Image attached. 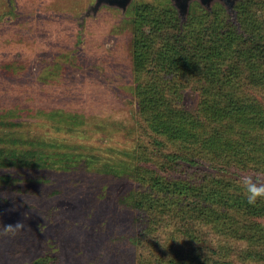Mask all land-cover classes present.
I'll return each mask as SVG.
<instances>
[{"label": "rangeland", "instance_id": "374dc122", "mask_svg": "<svg viewBox=\"0 0 264 264\" xmlns=\"http://www.w3.org/2000/svg\"><path fill=\"white\" fill-rule=\"evenodd\" d=\"M95 3L0 0V226L25 223L0 236V264H162L185 242L167 229L157 242L136 239L142 226L131 204L140 188L136 148L150 140L139 121L134 44L151 27L138 7L176 6L133 0L126 12L109 5L94 12ZM183 93L185 106L199 109V93ZM26 148L34 149L31 166L4 162ZM181 227L178 218L171 230ZM226 241L239 264H263L242 258L247 241Z\"/></svg>", "mask_w": 264, "mask_h": 264}, {"label": "trees", "instance_id": "16d2710c", "mask_svg": "<svg viewBox=\"0 0 264 264\" xmlns=\"http://www.w3.org/2000/svg\"><path fill=\"white\" fill-rule=\"evenodd\" d=\"M138 8L151 27L134 44L139 121L150 140L132 166L140 188L131 204L142 226L135 238L157 242L167 229L185 241L162 264H239L227 254L228 236L248 242L246 262L264 264V199L249 205L241 178L207 168L264 174V0H237L236 17L221 5L193 4L186 20L176 7ZM188 87L199 109L185 106ZM33 150L4 162L31 166Z\"/></svg>", "mask_w": 264, "mask_h": 264}, {"label": "clouds", "instance_id": "9594fccd", "mask_svg": "<svg viewBox=\"0 0 264 264\" xmlns=\"http://www.w3.org/2000/svg\"><path fill=\"white\" fill-rule=\"evenodd\" d=\"M241 183L245 189L247 203L255 206L259 199H264V180L259 176L253 178V175H243ZM25 228L23 220H18L14 224H4L0 226V236L16 235Z\"/></svg>", "mask_w": 264, "mask_h": 264}, {"label": "water", "instance_id": "95a60500", "mask_svg": "<svg viewBox=\"0 0 264 264\" xmlns=\"http://www.w3.org/2000/svg\"><path fill=\"white\" fill-rule=\"evenodd\" d=\"M174 5L179 11L180 16L183 20L187 19V16L190 12V4L192 0H172ZM213 0H201V3L204 5H211ZM133 0H96V3L91 6L94 10H98L102 5H109L113 7L120 8L123 12H126ZM223 4L226 5V8L230 13L236 17L235 4L237 0H222Z\"/></svg>", "mask_w": 264, "mask_h": 264}, {"label": "flooded vegetation", "instance_id": "af4514ba", "mask_svg": "<svg viewBox=\"0 0 264 264\" xmlns=\"http://www.w3.org/2000/svg\"><path fill=\"white\" fill-rule=\"evenodd\" d=\"M193 4H198L202 8L207 9L209 11H212L214 9V7L217 6V5H221V6L226 8V5L223 4L222 0H213L211 5H204V4L201 3V0H192L191 4H190V9H191V6Z\"/></svg>", "mask_w": 264, "mask_h": 264}]
</instances>
